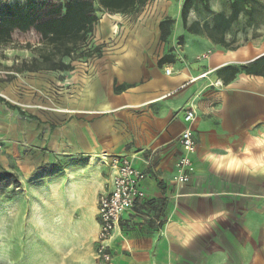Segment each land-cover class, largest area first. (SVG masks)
<instances>
[{"label": "crops", "instance_id": "0c3cea01", "mask_svg": "<svg viewBox=\"0 0 264 264\" xmlns=\"http://www.w3.org/2000/svg\"><path fill=\"white\" fill-rule=\"evenodd\" d=\"M119 14L142 15L111 25L125 36L59 71L57 88L50 70L8 62L19 49L0 54V73L32 75L25 98L19 77L11 86L0 79V158L12 154L25 183L41 154L59 162L44 172L46 189L53 184L76 209L91 202L76 228L96 241L99 197L113 185L109 160L129 156L146 174L145 197L113 231L111 260L95 264H264V74L256 73L264 0H148ZM190 107L197 147L181 186L175 164Z\"/></svg>", "mask_w": 264, "mask_h": 264}, {"label": "rangeland", "instance_id": "374dc122", "mask_svg": "<svg viewBox=\"0 0 264 264\" xmlns=\"http://www.w3.org/2000/svg\"><path fill=\"white\" fill-rule=\"evenodd\" d=\"M25 1L0 0V3L14 4ZM34 1L40 4L43 0ZM98 14L99 24L95 28L94 38L84 48L98 46L99 52L103 53L108 51V39L115 38V35L125 36L123 29L116 30L115 33L111 25L117 22L124 24L127 21H139L143 13L114 16L98 8ZM8 49L11 51L19 49L21 52V55L6 57L9 63L14 62L15 68L16 59L19 60L17 67L26 68L33 58L38 57L37 51L30 49L10 47L4 51ZM84 59L86 58L70 61L65 58L68 63L82 62ZM4 69L10 70V67L5 66ZM46 73L51 77V86L57 88L59 71ZM27 76L32 75L0 73V79H5L7 84L4 85L8 86L15 84L19 77L21 81L18 87L21 98H25L28 89L25 83V80L29 79ZM2 144L4 145L3 142ZM0 152H4V149ZM41 158L43 161L39 167L26 178L27 183L17 171L19 165L17 163L13 165L12 154L5 153L0 158V264H95L98 261L96 239H86L76 228L77 222L84 217L85 210L88 211L91 202L85 203L84 210L62 204L59 190L55 189L53 184L46 189L47 184L44 181V172L58 167L59 162L48 161L52 158L45 153L41 154ZM67 221L72 226L64 229L62 225Z\"/></svg>", "mask_w": 264, "mask_h": 264}, {"label": "trees", "instance_id": "16d2710c", "mask_svg": "<svg viewBox=\"0 0 264 264\" xmlns=\"http://www.w3.org/2000/svg\"><path fill=\"white\" fill-rule=\"evenodd\" d=\"M148 0H34L23 3H0V54L4 49L21 47L38 54L18 71H64L71 62L99 52V47L84 48L99 24L98 8L106 13H129ZM187 1L185 2L186 6ZM186 9V8H185ZM185 14V13H184ZM171 19L160 22L161 39L170 33ZM100 53V52H99ZM264 59V56L260 59ZM256 63V61H255ZM264 74V69L256 71Z\"/></svg>", "mask_w": 264, "mask_h": 264}, {"label": "built area", "instance_id": "2783aa9c", "mask_svg": "<svg viewBox=\"0 0 264 264\" xmlns=\"http://www.w3.org/2000/svg\"><path fill=\"white\" fill-rule=\"evenodd\" d=\"M167 74L171 69L165 70ZM206 73L203 74L205 76ZM183 119L186 127L182 130L179 141L183 153L176 161V173L174 180L178 185H185L190 181L193 166L192 155L196 151V141L193 136L192 123L196 119V110L192 107L183 110ZM3 144L0 141V150ZM109 164L113 171L112 190L103 193L98 201L99 232L97 236V256L103 262L111 260L109 241L114 229L119 225L123 212L133 209L136 204L145 197L142 182L146 174L137 169L129 156H112Z\"/></svg>", "mask_w": 264, "mask_h": 264}]
</instances>
